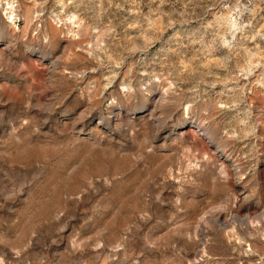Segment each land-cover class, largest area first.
Masks as SVG:
<instances>
[{
  "label": "rangeland",
  "instance_id": "1",
  "mask_svg": "<svg viewBox=\"0 0 264 264\" xmlns=\"http://www.w3.org/2000/svg\"><path fill=\"white\" fill-rule=\"evenodd\" d=\"M0 264H264V0H0Z\"/></svg>",
  "mask_w": 264,
  "mask_h": 264
}]
</instances>
